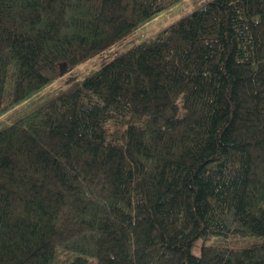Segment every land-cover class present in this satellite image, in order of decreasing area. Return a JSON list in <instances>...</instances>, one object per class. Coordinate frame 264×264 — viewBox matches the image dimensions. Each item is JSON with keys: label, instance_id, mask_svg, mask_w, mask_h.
Listing matches in <instances>:
<instances>
[{"label": "trees", "instance_id": "obj_1", "mask_svg": "<svg viewBox=\"0 0 264 264\" xmlns=\"http://www.w3.org/2000/svg\"><path fill=\"white\" fill-rule=\"evenodd\" d=\"M182 1L0 0V264H264V0L61 81Z\"/></svg>", "mask_w": 264, "mask_h": 264}, {"label": "rangeland", "instance_id": "obj_2", "mask_svg": "<svg viewBox=\"0 0 264 264\" xmlns=\"http://www.w3.org/2000/svg\"><path fill=\"white\" fill-rule=\"evenodd\" d=\"M205 0H183L179 4L175 5L171 9L159 14L157 17L153 18L147 23L142 24L136 28L130 35L123 38L120 42L113 45L112 47L106 49L102 53L93 56V58L77 66L70 71L71 74L65 75L62 78V82H65V79L69 77H77L78 79L83 78L88 73L96 70L101 66L103 62H107L115 56L121 54L132 46L153 37L161 29L175 22L182 16L192 12ZM8 114L4 115L3 118H6ZM232 244H237L232 242ZM243 245V241L238 243ZM195 251V249H194ZM197 252V248H196Z\"/></svg>", "mask_w": 264, "mask_h": 264}, {"label": "water", "instance_id": "obj_3", "mask_svg": "<svg viewBox=\"0 0 264 264\" xmlns=\"http://www.w3.org/2000/svg\"><path fill=\"white\" fill-rule=\"evenodd\" d=\"M60 69H61L62 74L67 72V70L65 69L63 65H60Z\"/></svg>", "mask_w": 264, "mask_h": 264}, {"label": "bare ground", "instance_id": "obj_4", "mask_svg": "<svg viewBox=\"0 0 264 264\" xmlns=\"http://www.w3.org/2000/svg\"><path fill=\"white\" fill-rule=\"evenodd\" d=\"M70 72V71H69Z\"/></svg>", "mask_w": 264, "mask_h": 264}]
</instances>
